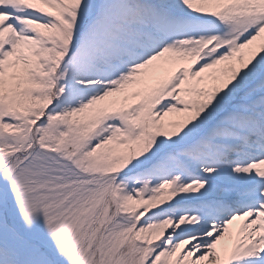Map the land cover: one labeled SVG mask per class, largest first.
<instances>
[{"label": "snow or ice", "instance_id": "obj_1", "mask_svg": "<svg viewBox=\"0 0 264 264\" xmlns=\"http://www.w3.org/2000/svg\"><path fill=\"white\" fill-rule=\"evenodd\" d=\"M0 264H264V0H0Z\"/></svg>", "mask_w": 264, "mask_h": 264}]
</instances>
